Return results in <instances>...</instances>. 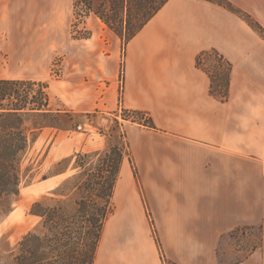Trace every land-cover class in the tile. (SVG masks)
I'll list each match as a JSON object with an SVG mask.
<instances>
[{"label":"crops","instance_id":"0c3cea01","mask_svg":"<svg viewBox=\"0 0 264 264\" xmlns=\"http://www.w3.org/2000/svg\"><path fill=\"white\" fill-rule=\"evenodd\" d=\"M224 1L264 29V0ZM71 17L73 0H0V67L45 68L74 43L77 72L89 68L86 79L77 74L74 111L139 110L154 123L125 126L138 182L125 156L93 264H164L160 251L174 264H224V238L256 226L260 246L225 264H264V186L256 192L253 185L256 164L264 177V40L205 0H169L124 49L93 15L82 24L89 36L73 39ZM90 17L100 25L91 27ZM207 51L231 64L225 103L210 95L208 75L195 66ZM92 73L107 82L106 94L80 98ZM0 79L44 82L1 69ZM63 175L39 183L53 189Z\"/></svg>","mask_w":264,"mask_h":264},{"label":"trees","instance_id":"16d2710c","mask_svg":"<svg viewBox=\"0 0 264 264\" xmlns=\"http://www.w3.org/2000/svg\"><path fill=\"white\" fill-rule=\"evenodd\" d=\"M169 0H73V39L79 25L93 15L122 42V48L132 40ZM215 3L245 21L263 40L264 29L247 12L224 0ZM212 54L225 66V79L203 67L202 58ZM123 62L121 81L123 80ZM196 68L210 79V95L225 103L229 98L231 64L217 51L199 53ZM123 119L155 129L148 113L121 108ZM83 114L54 108L47 82L0 79V214H7L11 201L19 194L24 176L22 170L27 151L46 130L54 132L51 144L59 133H72L82 127ZM50 144V145H51ZM127 145V144H126ZM123 145L109 144L104 150L79 151L62 158L53 167L54 174L42 180L73 171L51 190L48 198L34 201L29 215L40 219V231H29L16 245L12 264H93L105 221L113 212L112 196L124 157ZM134 175L136 169L133 167ZM74 193L78 196L74 200ZM155 242L160 249L156 231ZM252 249H255L253 247ZM164 264H174L161 253Z\"/></svg>","mask_w":264,"mask_h":264},{"label":"rangeland","instance_id":"374dc122","mask_svg":"<svg viewBox=\"0 0 264 264\" xmlns=\"http://www.w3.org/2000/svg\"><path fill=\"white\" fill-rule=\"evenodd\" d=\"M73 22L71 17L70 25ZM69 25V24H68ZM89 25L98 27L99 22L94 17L89 18ZM67 24L63 26L65 30ZM86 26L79 25L74 35L81 37L85 34ZM202 65L208 69L212 75L221 74L225 79L226 69L224 65L218 63L217 59L210 54L202 58ZM0 69L4 75L9 77L27 76L32 78H41L48 83L51 96L52 106L56 109H67L74 113L83 114L81 118L82 127L77 128L72 133H59L51 144L54 132L46 130L42 133L34 145L27 151L22 163V170L27 167L30 169L23 178L20 186L19 194L11 201V210L7 214H0V264H12L16 254V245L22 237L29 231H40V219L29 215L30 205L42 198H48L46 204H51L50 191L47 183H39L43 176L54 174L53 165L62 158L72 156L79 151L104 150L109 144L119 143L124 146L128 153V144L125 138V126L131 122L123 119L126 115L122 109L116 110H94L90 112L80 113L74 111V99L77 98L76 86L77 74L82 75L86 79L89 68H86L83 74L78 73L76 64L74 66V43L68 44L66 54L56 57L52 63L43 67H12L3 64ZM44 69V73H37ZM121 76V67H120ZM119 76V82L121 81ZM91 82H81L80 98L93 96L97 91L98 95L105 96V88L107 82L102 80L97 82L94 75L90 76ZM51 144V145H50ZM127 144V145H126ZM132 170L133 162L129 157ZM264 166V164H263ZM250 169V168H248ZM255 178L253 180L256 192L264 186V177H261L262 170L259 165H255ZM264 171V170H263ZM73 171H68L58 179V185L61 184ZM134 174V172H133ZM138 182L137 171L136 176ZM39 183V184H38ZM57 185V186H58ZM56 186V187H57ZM78 196L74 193V200ZM260 227L242 228L226 238L222 242L221 252L225 262L234 263L241 261L253 247L260 246L261 241ZM235 254L230 257L228 254Z\"/></svg>","mask_w":264,"mask_h":264}]
</instances>
